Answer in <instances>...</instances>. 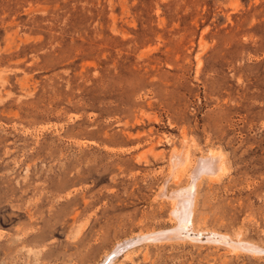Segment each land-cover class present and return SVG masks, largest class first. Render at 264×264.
Masks as SVG:
<instances>
[{"label":"rangeland","instance_id":"rangeland-1","mask_svg":"<svg viewBox=\"0 0 264 264\" xmlns=\"http://www.w3.org/2000/svg\"><path fill=\"white\" fill-rule=\"evenodd\" d=\"M0 264H264V0H0Z\"/></svg>","mask_w":264,"mask_h":264},{"label":"bare ground","instance_id":"bare-ground-1","mask_svg":"<svg viewBox=\"0 0 264 264\" xmlns=\"http://www.w3.org/2000/svg\"><path fill=\"white\" fill-rule=\"evenodd\" d=\"M206 156V155H205ZM186 160V159H185ZM197 161H195L194 162V165H193V167H192V171H191V174H190V179H191V181H194L196 178H200L202 175H203V173H205V175L207 174V175H210V174H212V175H214V174H216V172H217V162H218V160L216 161V160H213V159H211V158H200V159H196ZM213 165V166H212ZM214 166H215V168H214ZM210 167H211V169L212 168H214L211 172H210ZM175 171V170H174ZM181 175V174H180ZM204 177V176H203ZM210 178V177H209ZM216 180V179H215ZM198 181V180H197ZM196 182V181H195ZM193 186V185H192ZM195 189V188H194ZM193 190V189H192ZM175 192V191H174ZM190 193H192V192H190ZM190 195V194H189ZM192 196H193V194H192ZM195 196V195H194ZM190 198H192V197H190ZM182 199V198H181ZM193 200V199H192ZM181 201V200H180ZM177 202V201H176ZM181 202H184L183 200L181 201ZM173 203H174V201H173ZM179 204V203H178ZM189 205H190V203H189ZM181 207V206H180ZM176 209V208H175ZM182 209V208H181ZM190 209V208H189ZM188 209V210H189ZM174 210V209H173ZM177 210V209H176ZM184 210H186L185 208H184ZM178 211H181V210H178ZM182 211H183V209H182ZM176 213H177V211H176ZM179 214H180V212H179ZM184 214V213H183ZM179 216V215H178ZM183 216V215H182ZM186 217H187V215H186ZM177 219V218H176ZM183 219V218H182ZM189 219H190V217H189ZM184 220V219H183ZM178 225V224H177ZM183 225V224H182ZM181 225V226H182ZM179 226V225H178ZM177 228H179V227H177ZM173 235V234H172ZM160 236V235H159ZM154 238V237H153ZM167 238V237H166ZM177 239V238H176ZM239 241V240H238ZM126 247V246H125ZM115 253V252H114ZM111 258V257H110ZM105 263V262H104Z\"/></svg>","mask_w":264,"mask_h":264}]
</instances>
